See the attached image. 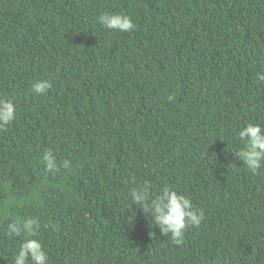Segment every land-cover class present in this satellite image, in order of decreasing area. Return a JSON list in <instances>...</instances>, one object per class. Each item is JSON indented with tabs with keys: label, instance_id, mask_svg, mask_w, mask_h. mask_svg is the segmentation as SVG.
Masks as SVG:
<instances>
[{
	"label": "trees",
	"instance_id": "obj_1",
	"mask_svg": "<svg viewBox=\"0 0 264 264\" xmlns=\"http://www.w3.org/2000/svg\"><path fill=\"white\" fill-rule=\"evenodd\" d=\"M258 72L264 0H0V97L17 106L0 132V264L23 239L8 223L29 217L56 226L38 237L49 264H264V167L232 152L264 125ZM46 148L72 168L47 172ZM133 180L203 210L182 246L132 205Z\"/></svg>",
	"mask_w": 264,
	"mask_h": 264
},
{
	"label": "clouds",
	"instance_id": "obj_2",
	"mask_svg": "<svg viewBox=\"0 0 264 264\" xmlns=\"http://www.w3.org/2000/svg\"><path fill=\"white\" fill-rule=\"evenodd\" d=\"M98 22L108 30L120 32H130L136 27L131 18L124 14L103 13L99 15ZM257 78L264 81V72H258ZM51 88L49 80H38L31 85V91L35 95H44ZM16 118L17 106L14 99L0 97V132L6 131ZM238 137L243 148L232 152L251 174L257 175L258 170L264 167V125L250 122L239 130ZM39 162L47 172L54 175L60 173L61 169L69 170L73 166L70 159L58 160L51 148L42 151ZM132 183L135 185L130 190L132 205L141 209L150 224L158 227L161 235L170 237L175 245L182 246L187 229L199 227L204 220L203 210L195 208L188 196L178 193L174 188L165 185L159 192L153 193V185L148 180L143 183L133 180ZM130 212L129 223L136 216L132 208ZM42 226L51 229L56 227L42 225L36 217L23 220L16 218L8 223L6 235L9 238L23 237L13 255V264H49L50 257L38 238Z\"/></svg>",
	"mask_w": 264,
	"mask_h": 264
}]
</instances>
